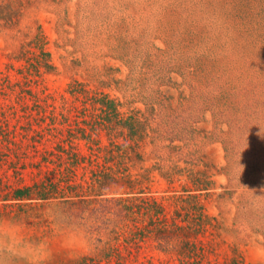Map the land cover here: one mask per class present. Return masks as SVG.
<instances>
[{
	"label": "rangeland",
	"instance_id": "obj_1",
	"mask_svg": "<svg viewBox=\"0 0 264 264\" xmlns=\"http://www.w3.org/2000/svg\"><path fill=\"white\" fill-rule=\"evenodd\" d=\"M27 59L50 64L40 86L56 97L77 80L138 100L150 95L147 74L164 76L173 107L201 110L193 128L212 176L203 203L218 222L210 259L264 264V0H0V70ZM90 250L61 204L0 209V264Z\"/></svg>",
	"mask_w": 264,
	"mask_h": 264
},
{
	"label": "trees",
	"instance_id": "obj_2",
	"mask_svg": "<svg viewBox=\"0 0 264 264\" xmlns=\"http://www.w3.org/2000/svg\"><path fill=\"white\" fill-rule=\"evenodd\" d=\"M29 61L0 70V209L61 204L91 250L58 264H215L207 238L218 222L203 203L212 176L193 128L201 110L173 107L155 72L138 100L77 80L56 97L40 86L53 68Z\"/></svg>",
	"mask_w": 264,
	"mask_h": 264
}]
</instances>
